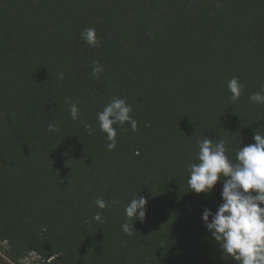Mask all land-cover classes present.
Segmentation results:
<instances>
[{
    "label": "trees",
    "instance_id": "obj_1",
    "mask_svg": "<svg viewBox=\"0 0 264 264\" xmlns=\"http://www.w3.org/2000/svg\"><path fill=\"white\" fill-rule=\"evenodd\" d=\"M87 28L95 47L81 38ZM233 77L244 86L236 105ZM260 91L264 0H0V242L8 256L238 264L202 219L223 203L222 181L211 194L189 192L188 166L206 136L222 139L234 162L240 146L264 135V105L249 100ZM114 97L138 124L114 125L109 151L97 114ZM138 196L147 211L134 222L125 207Z\"/></svg>",
    "mask_w": 264,
    "mask_h": 264
},
{
    "label": "clouds",
    "instance_id": "obj_2",
    "mask_svg": "<svg viewBox=\"0 0 264 264\" xmlns=\"http://www.w3.org/2000/svg\"><path fill=\"white\" fill-rule=\"evenodd\" d=\"M81 38L93 47L99 43L94 28L85 29ZM103 71L97 62L92 68V75L99 78ZM243 87L237 77L227 82L233 105L239 101ZM249 100L264 105V91L251 94ZM131 111L125 99L114 97L97 114L99 127L106 134L109 151L114 150L117 144L114 125L127 122L133 131L137 130L138 122L130 115ZM70 115L73 120L79 119V109L75 103L70 105ZM48 131L56 132L59 128L49 124ZM253 139L254 144L240 146L236 150L233 162L226 155L222 139L214 140L206 136L198 141L196 158L199 162L188 166L189 192L211 194L217 183L222 181L223 203L215 213L206 208L202 219L223 254L232 257L238 264H264V135L257 131ZM147 203V199L142 196L133 198L125 207L126 217L134 222L143 221ZM95 204L100 209L107 207L102 198H97ZM94 219L103 222L100 213ZM122 229L132 234L127 222L122 225Z\"/></svg>",
    "mask_w": 264,
    "mask_h": 264
},
{
    "label": "rangeland",
    "instance_id": "obj_3",
    "mask_svg": "<svg viewBox=\"0 0 264 264\" xmlns=\"http://www.w3.org/2000/svg\"><path fill=\"white\" fill-rule=\"evenodd\" d=\"M0 264H47L38 254L31 252L20 260H12L7 254V243L0 242Z\"/></svg>",
    "mask_w": 264,
    "mask_h": 264
}]
</instances>
